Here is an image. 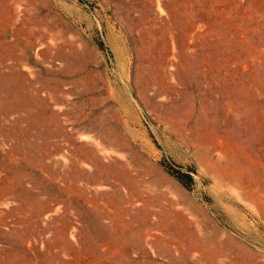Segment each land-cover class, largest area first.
Segmentation results:
<instances>
[{
    "label": "rangeland",
    "instance_id": "374dc122",
    "mask_svg": "<svg viewBox=\"0 0 264 264\" xmlns=\"http://www.w3.org/2000/svg\"><path fill=\"white\" fill-rule=\"evenodd\" d=\"M13 65L53 148L0 97V264H264V0H0ZM81 143L107 182L70 178Z\"/></svg>",
    "mask_w": 264,
    "mask_h": 264
},
{
    "label": "bare ground",
    "instance_id": "6f19581e",
    "mask_svg": "<svg viewBox=\"0 0 264 264\" xmlns=\"http://www.w3.org/2000/svg\"><path fill=\"white\" fill-rule=\"evenodd\" d=\"M173 28V24H170L168 27V32ZM2 31L4 33H8L6 26L2 27ZM187 30L183 31V44L186 46L187 45ZM3 48H4V53L3 55H8L11 57H14L18 63H20L23 59L24 56L22 53L19 52L20 47L19 44L17 43H11V44H6L5 42H2ZM191 77L196 79V82L199 84L201 83V79H198L197 73H194L191 71ZM190 77V78H191ZM60 78V77H59ZM26 79L24 78L22 72L19 70L18 65H13L11 66L10 70L8 73L3 74L2 79L0 81V91H1V98H6L9 100L10 104V109L14 111H22V110H29L31 111L35 106L38 108V114H37V125L39 128V135L43 136L45 139H47L51 134L50 131H45V126L47 123V118L49 119V116L51 113H53V110L51 109L50 106V101L43 97L39 92H36V94L33 97V101H28V103H21L20 100V88L21 84L23 81ZM57 80V79H56ZM46 85L51 88L52 91H55L56 89L51 86L50 81L47 80L45 81ZM89 125V124H88ZM85 127V126H84ZM88 127V126H87ZM90 127V126H89ZM42 141V140H41ZM90 146L87 144V147L84 143H81L78 147V150L81 151L79 153H74L72 155L73 157V162H74V171L73 173H69L70 178L77 184L81 179L86 178L88 181H95V182H107V178L102 177V167L99 166L102 163V157L98 150L92 148L94 147H88ZM87 149L85 151L84 149ZM53 148V143L51 140L47 139L44 142H41L39 144V148L37 151L36 158L38 161H43L45 158L49 157L50 151ZM26 153V150H23V154ZM91 161L96 164L95 169H87L84 168L81 165L82 161ZM254 210V209H253ZM107 215V214H105ZM170 234H172L175 238L179 237L180 239V234L178 233L177 230L172 229L169 231ZM125 235H120L121 241L125 240ZM94 238L97 240L101 241H110L112 238H114V233L112 231V227L110 225H105L102 231H99L97 234L94 235ZM96 240V241H97ZM184 247V246H183ZM201 246L199 243H189L187 250H183V253L188 256V254L192 253L194 250H199L200 251ZM188 253V254H187ZM206 254V253H205ZM204 256V254H203Z\"/></svg>",
    "mask_w": 264,
    "mask_h": 264
},
{
    "label": "trees",
    "instance_id": "16d2710c",
    "mask_svg": "<svg viewBox=\"0 0 264 264\" xmlns=\"http://www.w3.org/2000/svg\"><path fill=\"white\" fill-rule=\"evenodd\" d=\"M168 171L177 177L185 186L191 187L194 183V177L191 172L184 171L175 166L166 165Z\"/></svg>",
    "mask_w": 264,
    "mask_h": 264
}]
</instances>
